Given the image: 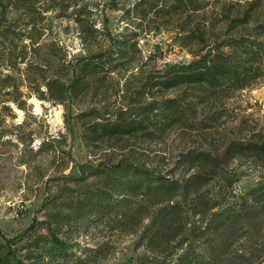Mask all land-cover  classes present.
Listing matches in <instances>:
<instances>
[{
    "label": "trees",
    "instance_id": "16d2710c",
    "mask_svg": "<svg viewBox=\"0 0 264 264\" xmlns=\"http://www.w3.org/2000/svg\"><path fill=\"white\" fill-rule=\"evenodd\" d=\"M117 1L108 8L119 10ZM39 2L0 0V57H17L20 12L36 27ZM124 11L137 29L176 33L175 44L192 60L150 74L110 116L85 113L79 122L86 144L124 152L133 139L158 142L175 129L208 142L220 121L208 110L264 84V0H134ZM77 23L88 35L83 40L100 34L106 44L74 59L63 89L49 82L61 102L100 91L103 72L127 68L141 54L138 33L128 38L107 26L97 30L91 16ZM29 38L33 45L41 40ZM247 124L240 122L241 128ZM236 163L260 174L245 193L236 190L243 177ZM177 166L185 169L178 178L126 158L81 167L80 177H70L72 186L60 187L43 220L16 237L0 230V264H264V123L222 146L189 149ZM99 230L108 233L102 243L81 244ZM123 236L135 237V244L133 255L119 261L116 245Z\"/></svg>",
    "mask_w": 264,
    "mask_h": 264
},
{
    "label": "rangeland",
    "instance_id": "374dc122",
    "mask_svg": "<svg viewBox=\"0 0 264 264\" xmlns=\"http://www.w3.org/2000/svg\"><path fill=\"white\" fill-rule=\"evenodd\" d=\"M111 1L41 0L33 17L36 27H29L30 18L20 12L16 25L20 38L15 43L17 57H0V230L8 237L23 233L37 219L43 220L60 187L66 183L72 186L70 177H80L81 167L92 170L99 164L117 163L126 158L178 178L185 172L177 166L185 151L206 143L222 146L228 139L252 135L264 123L263 84L238 92L224 106L208 110L210 115L220 117L216 128L207 133L208 142L195 132L175 129L158 142L133 139L132 149L124 152L110 150L103 144H86L79 122L85 113L96 110L110 116L135 97L150 74L168 64L192 60L188 51L175 44L176 33L149 32L125 21L124 9L131 8L134 0L117 1L119 10L108 8ZM76 11H81V15ZM88 16L96 21L97 30L107 26L112 34H125L128 38L138 33L141 54L127 68L110 74L103 72L100 91L76 100L64 98L65 102H61L55 98L59 94L48 89L49 82L54 79L59 90L63 89L74 59L106 44L100 34L96 40H83L88 35L77 19ZM29 36L41 40L33 45ZM140 40L145 43L141 44ZM125 93L127 98L123 97ZM243 119L248 121L245 128L240 126ZM235 167L243 172L236 188L238 193L256 186L260 180L258 172L241 163ZM106 236L108 233L99 230L92 238H83L81 244L102 243ZM134 244L133 236L119 238L116 245L119 261L133 255Z\"/></svg>",
    "mask_w": 264,
    "mask_h": 264
},
{
    "label": "built area",
    "instance_id": "2783aa9c",
    "mask_svg": "<svg viewBox=\"0 0 264 264\" xmlns=\"http://www.w3.org/2000/svg\"><path fill=\"white\" fill-rule=\"evenodd\" d=\"M140 43H141V44H144V43H145V41H144V40H140Z\"/></svg>",
    "mask_w": 264,
    "mask_h": 264
}]
</instances>
